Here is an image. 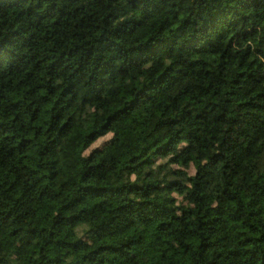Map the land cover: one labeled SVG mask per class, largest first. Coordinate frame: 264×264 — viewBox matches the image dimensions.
Masks as SVG:
<instances>
[{"label":"clouds","instance_id":"1","mask_svg":"<svg viewBox=\"0 0 264 264\" xmlns=\"http://www.w3.org/2000/svg\"><path fill=\"white\" fill-rule=\"evenodd\" d=\"M0 264H264V0H0Z\"/></svg>","mask_w":264,"mask_h":264}]
</instances>
